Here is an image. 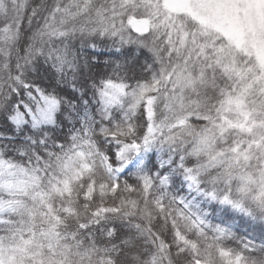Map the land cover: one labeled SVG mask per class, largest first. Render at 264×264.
<instances>
[{"label": "snow or ice", "instance_id": "6c2138e0", "mask_svg": "<svg viewBox=\"0 0 264 264\" xmlns=\"http://www.w3.org/2000/svg\"><path fill=\"white\" fill-rule=\"evenodd\" d=\"M0 264H264V0H0Z\"/></svg>", "mask_w": 264, "mask_h": 264}, {"label": "trees", "instance_id": "16d2710c", "mask_svg": "<svg viewBox=\"0 0 264 264\" xmlns=\"http://www.w3.org/2000/svg\"><path fill=\"white\" fill-rule=\"evenodd\" d=\"M106 58H107V53H104V55H102V56L100 57L101 61H103V60L106 59Z\"/></svg>", "mask_w": 264, "mask_h": 264}]
</instances>
